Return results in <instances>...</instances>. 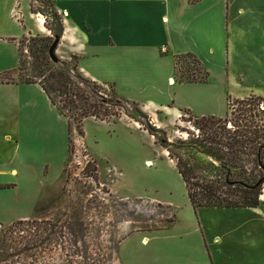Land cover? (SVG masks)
Instances as JSON below:
<instances>
[{
	"label": "rangeland",
	"instance_id": "374dc122",
	"mask_svg": "<svg viewBox=\"0 0 264 264\" xmlns=\"http://www.w3.org/2000/svg\"><path fill=\"white\" fill-rule=\"evenodd\" d=\"M226 2L222 37L218 30L223 47L211 40L214 15L207 17V38L192 29L194 40H186L205 61L208 84H169L171 74L177 82L186 71L203 75L193 58L180 60L175 72L165 51L156 59L150 51H118L128 58L87 65L109 84L75 78L119 116L91 117L77 128L40 89L22 84L58 68L49 56L55 37L22 38L27 1L0 0V73L17 64L13 35L21 54L17 71L0 74V175L8 181L0 184V223L37 208L3 228L0 264H120L117 245L131 232L123 264H264V183L256 209L196 214L170 157L181 155L203 178L224 177L219 163L194 147L204 137L196 120L226 113L223 119L235 120L247 109L264 121V0ZM37 7L57 25L51 0ZM158 98L188 109L178 107L180 116L160 109L154 117L142 105ZM7 199L21 205L15 211Z\"/></svg>",
	"mask_w": 264,
	"mask_h": 264
},
{
	"label": "crops",
	"instance_id": "0c3cea01",
	"mask_svg": "<svg viewBox=\"0 0 264 264\" xmlns=\"http://www.w3.org/2000/svg\"><path fill=\"white\" fill-rule=\"evenodd\" d=\"M26 1L27 5L24 7L23 14H25L24 19L28 22L29 29L27 30V28H25L28 34L24 35L22 38H26L27 36L53 37L52 32L46 26L47 17L37 7L42 6V0ZM51 1L64 27V34L60 40L59 48L57 49L58 53L63 55L62 59L64 61L59 64L65 66L74 77H82L90 79L93 82L109 84V82L102 81L97 74L89 70L87 65L91 61L96 63L97 60L113 62L119 56L128 58L127 55L115 54L118 51L131 52L133 56H136L139 52L150 51L153 52L152 58L154 59H156L157 55H161V53L165 51L166 55L170 53L174 58L173 63L175 72L176 57L192 53L202 61L208 70L203 57L200 56V54H195L193 47H188V45H186L187 39L194 40L195 38L190 32L192 29L197 30L200 37H208V15H214L211 23L216 26L215 35H212L213 38L211 37L213 46L217 48L223 47L222 40L218 38L222 37L223 24L224 21L227 20L226 0H199L194 3H192L191 0ZM33 9L36 10L34 11ZM218 30L219 34L221 33L219 37ZM10 42L17 47L18 60L14 68L4 69L0 73L2 76L5 73L17 71L21 64L20 39L13 35ZM73 60H75L76 65L71 64ZM208 83H180L177 82L172 74L169 76V84L172 86L179 85L182 87L186 85ZM12 84L14 85V83ZM22 84L40 89L46 96V99L52 104L40 84ZM9 85L10 84H8V86ZM167 105V102L158 98L156 102L149 100L143 104L142 107L154 117L158 116L160 109L165 110L171 107L169 110L173 114L177 112L179 116L181 114L180 109H188L187 105L184 104L178 106L180 109L177 106ZM52 106L58 110L53 104ZM226 115L224 117H226ZM13 174H15V171ZM4 176L5 175H0V184L8 182L2 180ZM6 204L9 207H13L15 211L16 207L21 205L19 201L12 199H7ZM36 209L37 208H35L33 212H35ZM33 212L30 215L16 217L9 215L8 217H11V219L7 218L8 220L3 222V224L0 223V233L3 228L12 226L19 220H25L33 215ZM133 234L134 232L125 235L117 245L116 254L120 264L124 263L121 254L122 252H126V244ZM126 258L128 260L132 259L130 257ZM133 264L139 263L135 261Z\"/></svg>",
	"mask_w": 264,
	"mask_h": 264
},
{
	"label": "trees",
	"instance_id": "16d2710c",
	"mask_svg": "<svg viewBox=\"0 0 264 264\" xmlns=\"http://www.w3.org/2000/svg\"><path fill=\"white\" fill-rule=\"evenodd\" d=\"M191 2L194 3L193 0ZM53 13L57 25L51 24L47 17L46 26L55 40H61L64 27L54 4ZM185 57L193 58L203 75L197 77L195 73L186 71L179 82L207 83L210 79L209 72L192 53L180 55L176 59V71H180V60L182 62ZM57 65L58 68L50 70L48 75L43 71L38 72L36 77L40 81L31 83L40 84L62 115L66 117L65 112L71 114L77 128H81L85 120L91 117L106 121L110 117L119 116L106 106L108 101H99L96 93L77 81L65 66ZM79 78L83 81L82 77ZM250 105L252 104H247ZM258 118L254 110L246 109L241 110L235 120L215 116L196 120L197 128L204 137L202 140L199 138L194 147L200 154L218 162V168L225 172L224 177L220 175L213 180L203 178L181 155L170 151V157L176 162L188 199L196 213L201 209H256L259 206L261 186L264 183V121H258ZM229 124L233 128H229Z\"/></svg>",
	"mask_w": 264,
	"mask_h": 264
},
{
	"label": "water",
	"instance_id": "95a60500",
	"mask_svg": "<svg viewBox=\"0 0 264 264\" xmlns=\"http://www.w3.org/2000/svg\"><path fill=\"white\" fill-rule=\"evenodd\" d=\"M60 44V39L56 38L54 44L51 46L50 50H49V56L50 59L55 63V64H59L60 60L56 55L57 49L59 47Z\"/></svg>",
	"mask_w": 264,
	"mask_h": 264
},
{
	"label": "built area",
	"instance_id": "2783aa9c",
	"mask_svg": "<svg viewBox=\"0 0 264 264\" xmlns=\"http://www.w3.org/2000/svg\"><path fill=\"white\" fill-rule=\"evenodd\" d=\"M14 15L17 16V12H14Z\"/></svg>",
	"mask_w": 264,
	"mask_h": 264
}]
</instances>
